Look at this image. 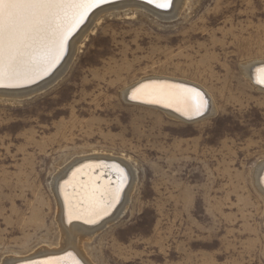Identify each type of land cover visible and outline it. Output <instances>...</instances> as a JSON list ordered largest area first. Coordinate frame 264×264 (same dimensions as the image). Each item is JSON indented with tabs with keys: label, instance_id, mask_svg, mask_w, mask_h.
Here are the masks:
<instances>
[{
	"label": "rangeland",
	"instance_id": "1",
	"mask_svg": "<svg viewBox=\"0 0 264 264\" xmlns=\"http://www.w3.org/2000/svg\"><path fill=\"white\" fill-rule=\"evenodd\" d=\"M171 18L103 11L50 85L0 96V264L57 245L52 178L94 153L125 157L134 185L118 219L85 243L93 263L264 264V201L253 183L264 160V90L241 71L264 59V0H186ZM152 75L198 83L218 118L249 119L218 137L204 119L128 102L122 91ZM129 218L137 231L124 226Z\"/></svg>",
	"mask_w": 264,
	"mask_h": 264
},
{
	"label": "snow or ice",
	"instance_id": "2",
	"mask_svg": "<svg viewBox=\"0 0 264 264\" xmlns=\"http://www.w3.org/2000/svg\"><path fill=\"white\" fill-rule=\"evenodd\" d=\"M111 0H0V88L16 87L32 83L48 75L64 58L70 41L88 19L89 13ZM148 5L167 9L173 0H145ZM261 75L256 83L264 85V62L258 70ZM129 98L141 103L161 104L173 107L189 119H204L211 123L209 131L218 137L231 133L249 118L237 113L218 118L209 113V102L203 92L183 85L167 82L138 83L129 89ZM111 175L115 181L101 186L100 180L109 173L81 178L80 196L75 203L66 202L68 223L82 221L92 224L110 214L120 198L126 182V174L118 165ZM63 191V188L61 189ZM124 226L135 232L141 226L132 218ZM71 255V254H69ZM45 264H62L50 259ZM72 264H80L73 260Z\"/></svg>",
	"mask_w": 264,
	"mask_h": 264
},
{
	"label": "bare ground",
	"instance_id": "3",
	"mask_svg": "<svg viewBox=\"0 0 264 264\" xmlns=\"http://www.w3.org/2000/svg\"><path fill=\"white\" fill-rule=\"evenodd\" d=\"M185 3L186 0H173V5L170 8L160 9L156 8L154 5H148L145 0H111V2L109 3H105L98 8H94L89 13L88 19L83 24L84 26H81V30L78 32L75 38L70 41L68 46L69 49L65 52L66 54L68 53V56H64V58L61 60L63 62L60 64L59 68L54 73L52 71L55 70L56 66L59 65L60 62L51 70L48 75L38 79L39 81L36 80L38 82L34 81L32 83H29L32 85L26 87V85L28 84H23L16 87L0 88V96L19 98L24 96L27 97L50 85L54 80H56L57 75H59L62 69H64L66 63H68L69 57L71 55L74 45H76L75 43L77 42L78 38L80 39L82 34L86 30H88L87 28L89 27V23L91 21L93 22L94 18H96V16L102 13L103 11L109 9L115 10L141 7L149 10L160 18L169 19L171 17H174V15L178 12H180L181 8L184 7ZM262 62H264V59L261 58V60L259 61H253L250 63L248 62L246 64L241 65V71L243 76L248 78L252 82V84L259 90H264V87H262L261 84L256 83V78L261 75L258 70L261 68ZM51 73H53V75L50 78L46 79L48 76L51 75ZM150 82H167L171 85H183L187 88L198 89L205 94L206 98L208 97L207 100L210 105L209 113L217 110V106L215 105L211 93L209 94L208 91V93L204 91V87L200 86L198 83H195L193 81L169 76L156 77L152 75L142 77L135 83L130 85L128 88H125V90L122 91V95L126 98L128 102L134 105L158 109L164 112L166 115H169L170 117L178 119L185 123H193L194 121L198 120L196 118L189 119L186 116H182L173 107H166L163 103L147 104L134 101L129 98V89L131 86L136 85L138 83L148 84ZM114 165H118L124 170L127 179L124 184L123 190L120 193L119 202L112 209H110V214L104 217L103 219L98 220V222L92 224H85L82 221H73L72 224H69L67 217L68 209L66 207V202L71 201L75 203L76 200L79 198L81 178L83 177V179L87 181L89 177H94L95 175L102 176L103 173L107 172L109 173V175L107 177L102 176L100 180L101 186L106 185L108 184L109 180L115 181L116 179L114 175H111L114 170ZM253 183L258 194L263 198L264 201V160L259 162L255 167V170L253 172ZM133 185V169L131 168L128 160L125 157L94 153L92 155L90 154L73 159L68 165L57 171V173L53 176L51 182V192L53 193L52 195L56 204L55 218L60 231V238L58 240L57 245H44L33 251L31 254L29 253V255L25 257L7 256L2 260L1 264H45V262L50 259H59L62 264H72V261L74 259L79 260L80 264H95L85 251V243L89 242L101 228L111 223L115 218L119 216V214L122 213V210L126 207V198L131 194ZM62 188L63 191L61 190ZM204 198V191L198 190L196 192V205L194 207V211L200 212V210L203 209ZM127 213L130 212L128 211Z\"/></svg>",
	"mask_w": 264,
	"mask_h": 264
},
{
	"label": "water",
	"instance_id": "4",
	"mask_svg": "<svg viewBox=\"0 0 264 264\" xmlns=\"http://www.w3.org/2000/svg\"><path fill=\"white\" fill-rule=\"evenodd\" d=\"M38 81H39V80H38ZM38 81H36V82H38ZM36 82H35V83H36ZM33 84H34V83H33ZM29 85H32V84H28V85H26V87L29 86ZM262 87H264V85H262Z\"/></svg>",
	"mask_w": 264,
	"mask_h": 264
}]
</instances>
